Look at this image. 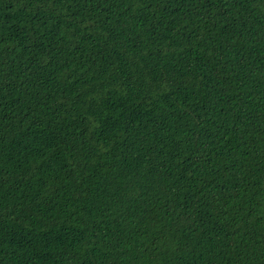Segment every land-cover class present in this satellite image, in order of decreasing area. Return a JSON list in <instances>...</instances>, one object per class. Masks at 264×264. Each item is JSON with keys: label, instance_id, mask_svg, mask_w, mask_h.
<instances>
[{"label": "trees", "instance_id": "trees-1", "mask_svg": "<svg viewBox=\"0 0 264 264\" xmlns=\"http://www.w3.org/2000/svg\"><path fill=\"white\" fill-rule=\"evenodd\" d=\"M0 264H264V0H0Z\"/></svg>", "mask_w": 264, "mask_h": 264}]
</instances>
